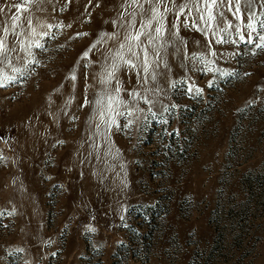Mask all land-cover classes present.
Returning <instances> with one entry per match:
<instances>
[{
	"label": "rangeland",
	"instance_id": "374dc122",
	"mask_svg": "<svg viewBox=\"0 0 264 264\" xmlns=\"http://www.w3.org/2000/svg\"><path fill=\"white\" fill-rule=\"evenodd\" d=\"M14 3L0 0V80L16 77L0 87V264H264V0H239L243 23L214 7L219 28L202 0L168 3L174 35L148 44V73L142 49L110 67L122 0Z\"/></svg>",
	"mask_w": 264,
	"mask_h": 264
},
{
	"label": "snow or ice",
	"instance_id": "6c2138e0",
	"mask_svg": "<svg viewBox=\"0 0 264 264\" xmlns=\"http://www.w3.org/2000/svg\"><path fill=\"white\" fill-rule=\"evenodd\" d=\"M45 0H21V3H14L12 5L13 8H16L19 12V10L23 9V11H28V8L25 5L28 4H43ZM50 2V0H49ZM70 2V0H69ZM176 0H122L121 3V8L124 9L125 12L128 13V16L131 17V19L128 21V26L125 32L124 36V42L119 43L118 45V50L111 54L113 63L110 65L111 68L116 69L119 67V62L122 61L125 65L131 67L132 69L136 68V64L133 63L131 59H125V52L126 50L127 54H129L132 57H136V59H140V56L138 55V49H142L143 51V72L148 73L149 72V65H148V44H151L152 42L161 39L164 36V33L167 31L169 36L174 35V32L172 29H166L164 25V20H165V15L164 12H171L173 9H169L167 7L168 3H172L175 5ZM200 0H196V3H199ZM203 4L205 5V10L208 12L207 19L203 15L199 17V19L204 20L205 24L208 25L209 22H214L217 20V16L220 17V22L217 23V28L221 26V23L224 20V13L223 12H217L213 13L212 9L219 8L220 5L227 3L229 11H232L233 7H235V11L232 12L233 16L236 17V19L240 20L243 23V15L240 14V8H239V0H237V3L233 5L232 0H202ZM247 4L249 7H251L252 0H246ZM144 4H147L148 7L145 8ZM97 6H99L97 4ZM187 5L186 4H181L179 6V11H182ZM164 8V12L161 11V8ZM131 9V11H129ZM137 9H139V14L142 16L147 17V23L142 22L140 25V28L145 29V31H141L139 28H137L136 23H135V17L137 15ZM4 8H0V12H3ZM13 24L15 25V22L19 19V15L14 14L11 17ZM24 20L27 24H31L32 20L30 16L24 17ZM153 21L158 23V27L153 28ZM115 23V21H113ZM20 25H16L15 27L12 28L11 35L13 37H16L18 35L16 31V27H19ZM261 26L264 27V22H261ZM46 27L51 28L52 25H47ZM123 27V25H121ZM228 27H232V25L229 23ZM173 28H175V25H173ZM247 28L251 29L252 32L256 31L255 25L252 23L247 24ZM197 31H200L201 29L199 27L196 28ZM33 34L35 35V29H32ZM155 33L153 36L152 33ZM9 34V29L7 27H4L2 24H0V57H3L4 59H0V64H3L5 60L8 58V52L13 51L14 49L9 46L7 43V36ZM44 35H48L47 32L44 33ZM78 35H88L87 33H80ZM250 35V34H249ZM104 36H108L109 39H112L114 41H118L120 37L118 36L117 33H105ZM142 37L146 38L147 43L145 42V39H142ZM241 40H245L244 36L240 37ZM260 41H264V36L259 37ZM101 40H103V36L101 37ZM101 40H97L95 44L91 45V48H95L96 44H99ZM217 43H223L222 40H217ZM253 40H245V43H252ZM34 46L39 49H43L44 45L41 44L39 41H36L34 43ZM257 48H260L264 50V43H257L256 44ZM24 51L28 52L29 56H32L33 53L29 51L27 48L22 49ZM211 55L215 56V52H211ZM89 56V52L85 51L82 54V59L87 58ZM157 58H159V54H157ZM201 59H203L201 57ZM29 63H37L35 60L29 61ZM13 71L19 72V68H14ZM107 72V76L100 79L99 83H107L111 79L115 78V72L114 71H108L105 69ZM139 75V73H138ZM224 75H231L230 73H224ZM247 75H250L247 74ZM73 80L76 79L75 75L71 77ZM147 79V77H145ZM151 79L155 80L156 76L155 73H151ZM3 80H7L8 83H14L16 80V77H11V76H4ZM3 80H0V87H6L7 85L3 83ZM211 86V85H210ZM192 90V89H189ZM197 93L202 92V89H195ZM115 92L117 93L116 96H108V112L111 116L110 123L108 124L109 127L112 125L116 124L115 116L111 115L112 113L115 112V109L112 107V104L116 103L118 101L119 97V92L120 89L116 88ZM136 94H134L135 96ZM88 104H91V101L87 102ZM95 104L102 106L104 104L103 99H97L95 101ZM85 104H81V107H85ZM131 115V113H129ZM75 119V117H73ZM132 121H128V124L130 125ZM61 143H63L61 141ZM11 214V213H10ZM2 215V213H0ZM91 231H95V229H91ZM19 251H23V249H19Z\"/></svg>",
	"mask_w": 264,
	"mask_h": 264
}]
</instances>
